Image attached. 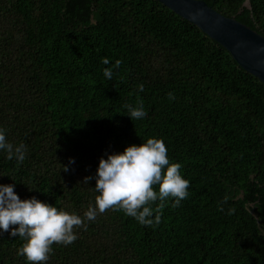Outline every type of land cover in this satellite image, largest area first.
Wrapping results in <instances>:
<instances>
[{
    "label": "trees",
    "instance_id": "obj_1",
    "mask_svg": "<svg viewBox=\"0 0 264 264\" xmlns=\"http://www.w3.org/2000/svg\"><path fill=\"white\" fill-rule=\"evenodd\" d=\"M204 1L264 36V0ZM0 129L28 149L0 151V185L69 214L95 206L101 157L148 138L189 181L158 225L109 209L41 264H264V84L160 1L0 0ZM23 242L0 230V264H31Z\"/></svg>",
    "mask_w": 264,
    "mask_h": 264
},
{
    "label": "clouds",
    "instance_id": "obj_2",
    "mask_svg": "<svg viewBox=\"0 0 264 264\" xmlns=\"http://www.w3.org/2000/svg\"><path fill=\"white\" fill-rule=\"evenodd\" d=\"M264 51V48L260 49ZM103 64L109 60L104 58ZM122 61L116 60L112 67H105L103 75L107 80L113 77ZM139 91L144 86L139 85ZM168 97L175 99L173 93ZM127 115L133 120L146 117L143 101L137 105L125 104ZM0 151L6 152L8 160L23 163L28 151L26 144L13 145L6 139V130L0 129ZM101 157L95 176V206L89 204L83 217L58 210L55 206L38 200L35 196L21 200L13 184L0 185V230L23 239L17 250L31 264H41L49 259L53 244L71 245L78 237L74 228L87 230V222L95 221L98 214L109 209L123 211L135 218L141 225L154 226L161 222L163 209L169 199L172 207H179L188 195L189 181L180 174L181 164L170 163L168 150L162 139L148 138L139 145H128L122 153H106ZM70 163H74L70 158ZM68 171L67 166H63ZM93 177L86 176L87 184ZM158 186V191L154 190ZM227 200V197H225ZM153 205H155L153 207ZM223 211V208H220ZM234 209H229L231 214Z\"/></svg>",
    "mask_w": 264,
    "mask_h": 264
},
{
    "label": "water",
    "instance_id": "obj_3",
    "mask_svg": "<svg viewBox=\"0 0 264 264\" xmlns=\"http://www.w3.org/2000/svg\"><path fill=\"white\" fill-rule=\"evenodd\" d=\"M158 1L221 44L240 67L264 84V51H260L264 48L262 34L232 16L221 14L204 0Z\"/></svg>",
    "mask_w": 264,
    "mask_h": 264
}]
</instances>
